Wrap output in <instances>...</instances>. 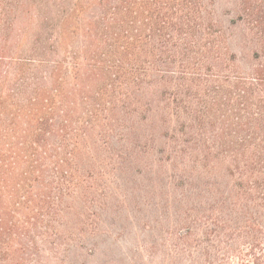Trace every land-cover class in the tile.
Returning a JSON list of instances; mask_svg holds the SVG:
<instances>
[{"label": "trees", "instance_id": "1", "mask_svg": "<svg viewBox=\"0 0 264 264\" xmlns=\"http://www.w3.org/2000/svg\"><path fill=\"white\" fill-rule=\"evenodd\" d=\"M234 6L244 71L209 0H0V264L59 259L153 153L178 238L205 212L207 264H264V0Z\"/></svg>", "mask_w": 264, "mask_h": 264}, {"label": "rangeland", "instance_id": "2", "mask_svg": "<svg viewBox=\"0 0 264 264\" xmlns=\"http://www.w3.org/2000/svg\"><path fill=\"white\" fill-rule=\"evenodd\" d=\"M211 10L224 31L218 49L233 53L236 67L244 71L252 63L251 53L257 46L244 41L246 26L237 20L234 0H209V21ZM158 157L153 153L149 163L127 166L125 183L117 181L118 194L98 207L94 229L67 218V225L62 227L65 247L51 264H207L209 234L202 224L206 214L199 212V222H192L193 235L184 241L178 238L179 232L184 233L180 231L184 224H176L181 211L166 198V178ZM193 169L196 172L192 176L200 180L196 183L206 193L209 163H198ZM213 170L219 181L220 167L213 165Z\"/></svg>", "mask_w": 264, "mask_h": 264}]
</instances>
